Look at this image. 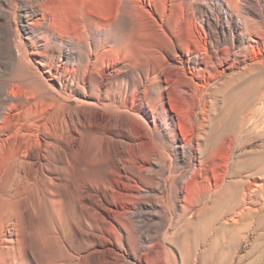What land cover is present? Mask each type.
Listing matches in <instances>:
<instances>
[{"label":"bare ground","instance_id":"6f19581e","mask_svg":"<svg viewBox=\"0 0 264 264\" xmlns=\"http://www.w3.org/2000/svg\"><path fill=\"white\" fill-rule=\"evenodd\" d=\"M22 1L31 49L0 11V264H242L254 230L264 264V0Z\"/></svg>","mask_w":264,"mask_h":264},{"label":"rangeland","instance_id":"374dc122","mask_svg":"<svg viewBox=\"0 0 264 264\" xmlns=\"http://www.w3.org/2000/svg\"><path fill=\"white\" fill-rule=\"evenodd\" d=\"M23 4L24 3H23L22 0H0V11L7 9L5 11L11 16V27H12V30L14 29V33H15V31L17 32L16 36L19 35L18 38H20V40H22V42H24L27 45L28 49H31V42L36 41V39L40 35L39 34L40 31H38L36 29H30L29 26H27L25 24V22H26L25 17H22V18L18 17L17 20H16V18H15L16 15L17 14L19 15V14L23 13V9H19L20 7H23L22 6ZM184 12L186 13V6L184 7L182 5L181 6L178 5L176 7L175 6L173 7V12L172 13H173V16H174L173 19H176V22H177L176 23L177 31L179 33L186 34L187 29L185 27V16H183ZM2 19H3L2 15L0 14V21H2ZM52 52H54V54L56 56H58L57 52L55 51V49L50 48L49 53H52ZM12 73H13L12 67L10 65H6L5 64L4 66L0 67V80L10 79L13 76ZM262 85H263V90H264V82H263ZM222 95H223V91L219 92V94L217 96L218 103L222 102ZM182 98L183 97H179L178 99H176V104L178 106V107L177 106L176 107H177V110L180 113L179 115L182 114L181 116L183 117V119L186 122H190L191 119L193 120L197 116L198 117L201 116V112L205 108V105H206L207 102L203 101L202 105H198L196 97L190 91L189 92L186 91V94L184 95V99H182ZM206 98L208 100V98H209L208 94H206ZM260 105H263V107H264V91H263V95H262L261 104L259 102L257 103V106H260ZM174 114L177 115L175 111H174ZM261 143H262V140L259 137H255L254 139H252V141H251L250 145L247 147V149L257 148V147H259V145ZM171 160H172V158L169 157L167 159V162H166L168 168H167V171H166L165 174H167V175H169L170 172H171V168H170ZM176 167L179 168V169H183L182 172L183 171L184 172L187 171V166L182 161H178L177 164H176ZM206 168L207 169L201 170V172L199 174V178H198V180L200 181V182L198 181L199 184H203V183L206 182V179L203 178V176L206 175V172L209 173V169H208L209 167L207 166ZM255 184L256 183L252 184V189L255 188ZM154 202H155L156 207H155V210L153 212L154 219H153V224H152L150 230H151V232H153V231H155L157 229L160 230V231H164L166 229L165 228L166 226L160 225V223L158 222L160 220V213L159 212L157 213V211L161 208L160 202L156 201V200H154ZM172 206H173V208H172ZM172 206H171V209H172V213H173V215H172L173 219L171 220L172 221V225L169 226V231H173L171 228H173V229L175 228L177 215L180 212L179 211V204L172 203ZM257 236L258 235H257V233H255V230H254V232L252 231V233L250 234V243H251V241L254 243V241L257 240ZM247 242L243 241L240 244V246H239V254L240 253H241L240 255H242V254L245 255L246 254L245 259L242 261V264H248L249 261L252 262L254 260V256L257 253V250H255V249H252V253L250 252L252 245L250 246L249 241H247ZM256 243H257V241H256ZM257 247L261 248V247H264V246L261 245V246H257ZM247 251H249L250 253H248Z\"/></svg>","mask_w":264,"mask_h":264}]
</instances>
